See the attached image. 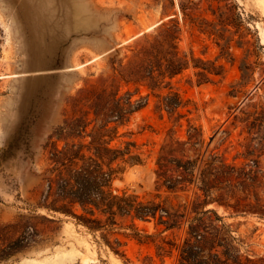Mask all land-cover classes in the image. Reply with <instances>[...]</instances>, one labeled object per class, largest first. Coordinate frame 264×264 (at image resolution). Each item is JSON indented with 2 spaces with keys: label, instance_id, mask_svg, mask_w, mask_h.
Masks as SVG:
<instances>
[{
  "label": "rangeland",
  "instance_id": "1",
  "mask_svg": "<svg viewBox=\"0 0 264 264\" xmlns=\"http://www.w3.org/2000/svg\"><path fill=\"white\" fill-rule=\"evenodd\" d=\"M160 18L179 21L181 50L224 70L202 83L192 67L172 79L186 102L178 122L150 94L119 126L112 144L133 141L132 151L143 162L126 165L115 185L145 197L154 190L161 145L170 136L185 138L187 119L201 128L203 148L209 144L229 159L243 149L244 112L252 113L251 120L264 111V0H0V264H83L84 257L87 264H176L173 256H157L151 243L123 233L115 236L125 242V254H116L70 216L35 207L46 185L55 129L85 108L83 89L107 69L108 53L120 48V55H129L139 35L126 42L125 37ZM200 21L223 32L221 44L231 38L228 57L220 56L214 35L199 30ZM242 63L249 66L244 85ZM136 86L122 83L119 94ZM138 87L133 99L148 92ZM62 144L59 139L58 147ZM259 158L264 166V154ZM135 166L141 169L132 170ZM218 209L248 249L264 252V211ZM139 227L153 230L151 222Z\"/></svg>",
  "mask_w": 264,
  "mask_h": 264
},
{
  "label": "trees",
  "instance_id": "2",
  "mask_svg": "<svg viewBox=\"0 0 264 264\" xmlns=\"http://www.w3.org/2000/svg\"><path fill=\"white\" fill-rule=\"evenodd\" d=\"M211 24L200 21L199 30L214 35L220 56L228 57L231 38L221 44L224 34ZM180 35L179 21L167 18L137 36L129 45V55H120V48L108 53L107 69L100 71L95 84L83 89L80 100L85 108L65 118L53 133L46 185L35 207L70 216L120 255L125 254V242L115 235L123 233L139 243H151L157 256H173L176 264H264V252L248 249L227 221L228 215L218 209L264 211V166L259 158L264 154V111L251 120L252 113L244 112L241 120L248 134L241 143L243 149L231 159L225 152L209 149V144L203 148L201 128L187 119L186 137L170 136L159 149L150 196L115 185L126 165L140 164L143 159L133 153V141L123 147L112 141L119 126L147 104L149 95L157 96L156 107L178 122L185 116L178 110L186 102L173 89L172 79L189 67L195 69L198 83L223 74V66L214 60L181 50ZM248 68L245 63L239 65L242 85L247 82ZM122 83L137 86L119 94ZM138 85L148 92L133 99ZM163 88L168 89L165 94ZM238 157L244 159L237 161ZM140 222H151L152 232L139 227Z\"/></svg>",
  "mask_w": 264,
  "mask_h": 264
},
{
  "label": "bare ground",
  "instance_id": "3",
  "mask_svg": "<svg viewBox=\"0 0 264 264\" xmlns=\"http://www.w3.org/2000/svg\"><path fill=\"white\" fill-rule=\"evenodd\" d=\"M153 21H154V20H153ZM154 22H155V21H154ZM154 22H151L150 24H146V23H145V25L143 26V28H141L140 30H135L132 34H129L127 37H125L124 41L126 42V41L130 40L132 37H134V36H136L137 34H139V32L147 30V29L149 28V26L152 25ZM139 168H140V166H135V167L132 168V170H136V169L139 170ZM140 169H141V168H140ZM136 171H137V170H136ZM130 174H131V172H130ZM130 174L127 173L126 176H129ZM82 260L84 261L83 264H87V262H88V259H87V258L84 257V259H82Z\"/></svg>",
  "mask_w": 264,
  "mask_h": 264
},
{
  "label": "water",
  "instance_id": "4",
  "mask_svg": "<svg viewBox=\"0 0 264 264\" xmlns=\"http://www.w3.org/2000/svg\"><path fill=\"white\" fill-rule=\"evenodd\" d=\"M163 20H164L163 18H160V19L156 20L152 25L149 26V28L147 30L154 28L155 26L160 24ZM142 33H143V31L139 32V34H137V35H140ZM68 68L71 69L73 67H68Z\"/></svg>",
  "mask_w": 264,
  "mask_h": 264
}]
</instances>
